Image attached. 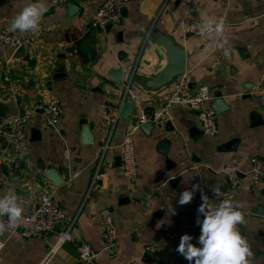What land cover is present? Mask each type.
I'll return each mask as SVG.
<instances>
[{"label":"crops","instance_id":"1","mask_svg":"<svg viewBox=\"0 0 264 264\" xmlns=\"http://www.w3.org/2000/svg\"><path fill=\"white\" fill-rule=\"evenodd\" d=\"M29 2L35 0H0V29L10 28ZM42 2L48 10L39 32L16 31L26 39L22 55H10L11 49L0 41V111L5 109L8 116L34 110L26 126L24 180L13 190L23 213L37 207L41 191H52L56 203L67 210L62 225L72 224L74 240L58 243L54 235L44 239L5 232L0 236L5 241L0 264H81L79 242H90L97 251L103 246L104 208L113 213L122 249L115 258L101 252L93 264H133L145 258L150 243L162 251L153 260L147 257V264H189L176 248L184 234L197 243L200 227L194 199L201 192L184 206L177 203L180 194L196 183L203 192L217 185L229 189L235 177L243 184L234 189L233 202L243 205L245 213L238 228L250 246L251 264H264V177L254 184L248 173L251 157L258 155L264 161V103L250 93L264 77V0H131L123 22L104 30L90 25L103 0ZM69 3L79 7L72 22L67 21ZM199 16L222 23L223 32L206 36L186 32L188 23ZM153 26L186 49V73L194 85L190 89L208 83L213 98L207 105L211 107L221 93L229 106L218 113V132L213 136L204 132L195 111L177 105L164 127L154 125L150 132L140 127L135 135L139 176L131 181L121 165V143L129 121L122 118L111 130L101 107L121 102L122 85L131 75L143 110L152 112L166 99L173 83L160 89L140 83L166 63L158 65L151 45L146 46ZM8 57L12 59L7 64ZM119 67L122 83L109 77ZM51 101L64 106L59 130L41 112ZM141 108L136 104L131 119ZM85 125L93 137L90 143L83 134ZM162 139L170 143L167 153L159 147ZM17 146L9 134L0 137V149ZM51 168L62 184L46 175ZM0 171L7 172L8 167ZM97 172L101 176L96 184ZM168 178L164 189L153 191ZM171 207L176 215H171ZM168 245L175 247L169 252Z\"/></svg>","mask_w":264,"mask_h":264},{"label":"built area","instance_id":"2","mask_svg":"<svg viewBox=\"0 0 264 264\" xmlns=\"http://www.w3.org/2000/svg\"><path fill=\"white\" fill-rule=\"evenodd\" d=\"M54 4H65L68 0H51ZM131 0H103L96 13L90 21V25L100 29H106L109 26H116L124 20V9L130 4ZM211 20L213 21V28L218 24L214 20L205 17L193 18L186 27V32L201 36L199 34L198 24ZM214 32V31H213ZM208 35V34H206ZM204 35V36H206ZM0 41L11 49V54L22 45L25 46L26 39L19 33L9 30V27L0 29ZM12 57L6 59L8 64ZM190 79L187 73L176 77L173 82V87L168 93L166 99L159 107L152 112L143 110L140 106V94L133 84V75L122 85V97L120 103L106 102L102 105L101 111L106 123L113 130L117 123L122 119L121 106L130 100L135 106L139 105L140 112L137 118L129 120L127 133L121 143V165L131 181H137L139 176V169L135 155V135L142 124L152 122L157 127H164L170 119V110L175 105L187 107L195 111L200 119L204 132L210 136L218 132V114L212 107L207 104L213 98L212 88L208 83H202L196 89L191 90L189 87ZM252 95L264 103V77L258 80L250 92ZM45 120L53 128L59 130L61 128V121L64 114V106L58 101H51L44 105L41 109ZM34 115V110L29 109L23 115L15 114L0 117V137L9 134L11 139L18 143L14 149L3 148L0 149V167L6 165L7 172L0 171V195L5 191H13L19 186L23 178V159L26 153V126L29 120ZM108 166H112L111 163ZM248 173L252 176L254 184H258L264 177V161L255 155L251 157V167ZM101 174L96 173L97 184ZM171 178L166 179L158 186L154 187L153 191H160L166 187ZM240 178H232L231 188H223L217 185L214 189H219L223 194L220 197L213 195V189L210 192H204L208 197H214L213 202H218L224 198H229L233 201L234 189L242 186ZM201 204V193L194 199V205L198 209ZM103 230L102 240L103 246L97 251L94 245L90 242L81 241L77 244L78 260L81 264H93L101 252L107 253L111 258H115L122 249V244L116 235V227L114 223L113 213L104 208L100 212ZM67 218V210L58 205L54 199L52 191L43 190L39 193V203L37 207L30 212L23 213V219L19 226L14 230L6 231L9 235H20L29 238H44L47 239L54 235L58 243L65 241H73L72 224L64 226L62 223ZM7 223L8 217H0ZM5 246V241L0 239ZM3 246V247H4ZM2 247V248H3ZM0 248V251L2 250ZM162 248L157 243H150L145 247L144 257L134 261L133 264H147L146 258L150 260L156 258Z\"/></svg>","mask_w":264,"mask_h":264},{"label":"clouds","instance_id":"3","mask_svg":"<svg viewBox=\"0 0 264 264\" xmlns=\"http://www.w3.org/2000/svg\"><path fill=\"white\" fill-rule=\"evenodd\" d=\"M47 10L42 0L29 2L13 18L9 30L38 33ZM197 27L201 36L211 34L213 31L223 32V24L218 23L213 28L211 20L198 24ZM197 191L201 192V204L197 209L196 220V224L200 227V235L196 244L192 243L193 236L182 235L176 248L177 253L183 256L189 264H251L250 246L238 228V225L245 222L243 205L234 204L229 198L218 202L210 201L198 183L192 184L190 189L186 188L180 194L178 205L184 206L191 203ZM212 191L215 197L223 195L218 188ZM23 211L22 201L13 191L7 190L0 195V217H8L7 223L0 220V236L19 226L23 219ZM170 211L171 215L177 214L172 207ZM3 246V242H0V248Z\"/></svg>","mask_w":264,"mask_h":264},{"label":"water","instance_id":"4","mask_svg":"<svg viewBox=\"0 0 264 264\" xmlns=\"http://www.w3.org/2000/svg\"><path fill=\"white\" fill-rule=\"evenodd\" d=\"M69 14L67 17L68 22H72L73 16L79 12V7L74 3H69ZM110 27V26H109ZM121 34V33H119ZM151 45V54L156 57V62L158 65L162 64V61L165 60L160 69L157 70L154 76L151 78H146V80L141 79L140 83L151 89H160L165 86L172 84L176 77L186 73L187 71V52L184 46L170 37L169 35L164 34L157 26H153L152 29L147 34V45ZM25 52V46H20L15 51V56H20ZM61 76V74H57L55 77ZM109 77L116 83H122L123 80V67H119L118 69H112L109 73ZM193 83H189V87H193ZM228 103H226L224 97L221 93H217L216 97L213 99L211 103V107L218 114L228 108ZM135 109V104L127 100L121 106V116L125 120L129 121L131 116L133 115ZM5 109L0 111V117L5 115ZM25 110L22 109L20 111V115H23ZM143 129L146 131H152L154 128V123L147 122L141 125ZM83 134L86 135L85 141L92 142V135L88 129V126L85 125L83 127ZM169 141L167 139H162L160 141V149L164 152H168ZM2 169L4 171L7 170L6 165H2ZM46 175L50 177L56 185H60L63 183V179L59 176L55 169H49L46 172ZM70 177L69 174L66 175L65 179ZM175 245H168L166 250L169 252L172 251Z\"/></svg>","mask_w":264,"mask_h":264}]
</instances>
